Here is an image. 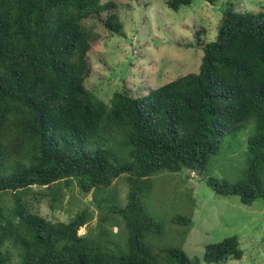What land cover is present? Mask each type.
<instances>
[{"label":"trees","instance_id":"1","mask_svg":"<svg viewBox=\"0 0 264 264\" xmlns=\"http://www.w3.org/2000/svg\"><path fill=\"white\" fill-rule=\"evenodd\" d=\"M194 1L165 3L176 12ZM99 30L125 38L116 0H0V264H200L180 248H153L163 224L145 201L152 176L186 170L217 196L264 205V12H237L228 0L213 41L201 40L204 28L194 33L197 74L137 94L123 88L108 103L85 86ZM222 148L244 158L236 182L206 174ZM123 175L119 206L109 190ZM76 188L99 211L92 236L79 234L92 208L53 222L35 207L61 209ZM117 221L118 239L108 229ZM170 223L187 234L192 222ZM242 256L232 236L207 245L202 260Z\"/></svg>","mask_w":264,"mask_h":264},{"label":"rangeland","instance_id":"2","mask_svg":"<svg viewBox=\"0 0 264 264\" xmlns=\"http://www.w3.org/2000/svg\"><path fill=\"white\" fill-rule=\"evenodd\" d=\"M116 1L125 38L108 37L103 30L98 31L104 40L90 54L96 74L85 84L105 103L109 102L114 92L123 88L137 94L179 77L197 74L203 49L194 45V33L204 28L201 40L213 41L221 13L228 2L197 0L175 12L167 7L166 0ZM230 2L240 13L264 12V0ZM224 151L225 148H222L211 158L206 174L236 182L241 177L244 158L238 152L231 154L228 151L225 154ZM124 178V175L117 178L109 190L119 206L125 204L128 192ZM152 182L154 187L145 204L148 213L163 224V235L155 241L153 248L177 247L190 258L198 259L200 264H206L202 259L207 245L235 236L243 256L226 264H264V205L261 200L245 206L237 197L217 196L199 176L186 170L175 174L161 171L152 176ZM91 197L90 194L81 196L76 188L67 192L61 209L50 211L45 203L35 207L40 215L53 222H68L84 206L92 208V219L79 231V234L91 232L89 235L92 236L99 211ZM174 217L191 220L187 234L184 233L185 227L170 223ZM108 229L109 234L112 237L115 234L118 239L122 223H111ZM14 264H19L16 257Z\"/></svg>","mask_w":264,"mask_h":264}]
</instances>
